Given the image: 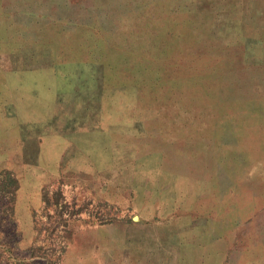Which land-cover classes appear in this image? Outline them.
Wrapping results in <instances>:
<instances>
[{
	"label": "rangeland",
	"instance_id": "1",
	"mask_svg": "<svg viewBox=\"0 0 264 264\" xmlns=\"http://www.w3.org/2000/svg\"><path fill=\"white\" fill-rule=\"evenodd\" d=\"M158 1L107 0L106 28L92 37L98 43L92 62L63 61L71 52L54 45L53 56L60 58L54 68L29 72L53 80L44 84L55 86L52 94L45 90L43 95L76 99L50 98L45 108L13 114L12 123L0 115V264H75L73 255L89 250L102 229L109 232L108 252L116 251L126 225L131 226L132 205L147 213L142 204L157 202L158 192L149 200L148 189L184 184L203 187L210 198L194 229L200 233L188 228L189 254L195 258L207 250L219 252L213 248L218 247L228 264H264V156L250 148L245 155L244 147H219L203 164L202 178L188 174L180 180L186 156L181 158V147H171L174 132L164 124V119L178 121L172 110L179 109L184 92L211 89L210 83L197 82L206 60L190 48L200 36L209 43L212 17L221 16L223 6L234 17L245 15L253 29L236 34L244 36L238 40L247 55H254V26L264 25V0H172L171 15L158 8ZM151 2H156L153 19L146 8ZM138 5L145 10L136 12ZM150 43L155 53L148 50ZM90 73V83L56 89L68 86L67 79L88 80ZM151 115L156 119L150 121ZM218 163L220 172L212 173ZM226 187H233L228 198L212 199L215 189Z\"/></svg>",
	"mask_w": 264,
	"mask_h": 264
},
{
	"label": "crops",
	"instance_id": "2",
	"mask_svg": "<svg viewBox=\"0 0 264 264\" xmlns=\"http://www.w3.org/2000/svg\"><path fill=\"white\" fill-rule=\"evenodd\" d=\"M153 3L156 2L146 7L151 19L154 16ZM157 3L158 8L162 7L169 15L172 14V0H159ZM106 4L107 0H0V115L8 116L6 118L9 121L13 114H27L28 109L35 107L45 108V105L51 104L48 101L50 98L56 102L65 98L76 99L75 95H43L45 90L52 94L55 86L50 88V85L45 87L44 84H50L53 80L48 78L49 75L29 76V72H44L54 68L60 59L53 56L54 45L71 52L69 58L63 61L74 59L92 62L93 51L95 53L98 50V43L93 44L92 37L101 36L106 28L102 20L108 13ZM222 9L221 16L212 17L207 28L208 33L213 29L208 35L209 43L206 44L200 36L201 42L190 48L202 57V61L205 59L208 62H203L204 68L197 74H201L197 82L210 83L211 89L184 92L183 98L181 95L179 97V109L172 110L174 117L179 116L178 121L167 124L164 119V124L169 125L170 129L167 128L174 132L169 139L171 147H181V158L186 156V160L183 158V171L179 173L180 180H186L188 174L191 178H202L203 164L215 158L219 147H244V154L247 155L250 148L254 150L253 154L257 152V155L264 156V151H261L264 146V25L254 26L258 33L256 54L248 56L245 44L238 40L243 35L236 33L246 31L248 27L253 29L252 25L246 23L245 15L234 17L235 12L228 10L227 6ZM142 10H145L144 5L135 7L136 12ZM154 44L150 43L147 47L155 53ZM182 49L188 50V45L184 44ZM148 58L152 62V56ZM87 77L88 80H81L80 77L67 79L68 86L57 85L56 89L74 88L77 83L93 81L91 73ZM104 80L107 81L106 76ZM99 81H102V77ZM65 82L58 81V84ZM189 99L193 101L188 102ZM189 104L194 106L188 107ZM131 110L135 114L139 108L132 107ZM151 116L150 121L156 119V116ZM10 128L8 125L6 130ZM136 129L140 131L142 127L138 125ZM164 137L163 140L169 144L165 134ZM220 168L218 163L217 168L211 171L217 174ZM232 188H217V192L210 195L219 203L221 195L226 194L228 198L232 194ZM202 189L185 184L148 189L149 200L152 194L158 192L157 202L142 204V207L147 206V213L140 211V205H132L134 213L130 219L131 226L126 225L123 245L117 248V253L113 250L108 252L109 232L102 229L99 239L91 242L89 250L73 255V262L228 264L227 254L221 253L218 247L213 248L219 252L211 249L200 252L195 258L188 252V228H196V222L204 211V202L210 199L206 197L209 196L208 192ZM133 190L136 198L139 192L135 188ZM163 194L172 197L161 200ZM194 232L197 234L200 230H194L191 234ZM129 235L131 245L128 244Z\"/></svg>",
	"mask_w": 264,
	"mask_h": 264
}]
</instances>
